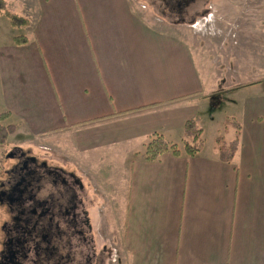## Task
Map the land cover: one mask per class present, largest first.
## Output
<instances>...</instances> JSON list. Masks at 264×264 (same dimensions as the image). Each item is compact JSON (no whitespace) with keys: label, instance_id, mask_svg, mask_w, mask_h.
I'll return each mask as SVG.
<instances>
[{"label":"crops","instance_id":"0c3cea01","mask_svg":"<svg viewBox=\"0 0 264 264\" xmlns=\"http://www.w3.org/2000/svg\"><path fill=\"white\" fill-rule=\"evenodd\" d=\"M4 2L27 20L13 27L3 15L13 34H0V112L16 125L7 142L33 143L82 181L95 248L119 264H264V91L253 82L264 78L229 95L238 108L245 92L230 162L219 146L232 126L192 156L146 161L150 135L181 144L185 123L211 111L201 71L203 53L227 51L213 47L217 31L171 18L159 0L149 11L133 0ZM2 158L0 148L3 181L14 162ZM6 220L0 205L1 240Z\"/></svg>","mask_w":264,"mask_h":264},{"label":"flooded vegetation","instance_id":"af4514ba","mask_svg":"<svg viewBox=\"0 0 264 264\" xmlns=\"http://www.w3.org/2000/svg\"><path fill=\"white\" fill-rule=\"evenodd\" d=\"M196 1L159 0L164 14L181 20ZM13 151L8 154L14 165L0 182V205L8 214L1 226L0 264H93L82 181Z\"/></svg>","mask_w":264,"mask_h":264},{"label":"rangeland","instance_id":"374dc122","mask_svg":"<svg viewBox=\"0 0 264 264\" xmlns=\"http://www.w3.org/2000/svg\"><path fill=\"white\" fill-rule=\"evenodd\" d=\"M133 1L140 8L146 9L145 11H149L152 6L157 5L153 0ZM157 10L159 11V8ZM8 11L19 15L20 7L16 2L10 1ZM185 16V20L191 23L190 25L195 26L196 30L207 25L208 30L201 31L203 35L207 32L214 35L217 31L216 35L218 36L215 39L219 41L213 45L215 49H222L224 42V46L227 48L226 52H218L219 55L217 56L215 55L217 54L216 51L215 54L203 53L205 67L201 74L204 76V89L208 95L205 102L211 111L207 112L204 118L201 117L203 121L199 117L198 123V128L203 134L200 138L201 142L209 143L213 134H217L221 139L226 140L231 128L227 120L239 121L238 114L245 92L234 97L235 100H239L238 108L228 103L229 95L236 88L247 85L252 80L264 78V0H197L191 4ZM5 18L3 15L0 17V34L9 40L13 31L8 24L9 21L7 22ZM176 19L181 20L180 18ZM17 35L22 34L17 32ZM253 82H259L257 87L264 91V81ZM214 108L217 109L212 114L215 117V121L212 122L208 120V116ZM15 146L17 143L10 141L2 147L3 162H14L13 158L8 157V153L14 152L15 148L13 147ZM33 146V143L21 144V151L24 154L37 157L38 160L44 161L48 166L50 161L44 156V151L34 154ZM73 172L77 174L75 170ZM1 181L2 175L0 174ZM93 247L94 250L88 248L90 253L92 251L96 257L93 264H119L112 255L106 254V250H97L95 244Z\"/></svg>","mask_w":264,"mask_h":264},{"label":"trees","instance_id":"16d2710c","mask_svg":"<svg viewBox=\"0 0 264 264\" xmlns=\"http://www.w3.org/2000/svg\"><path fill=\"white\" fill-rule=\"evenodd\" d=\"M5 15L9 18L13 27H22L27 24V20L23 17L9 14L6 10L4 0H0V16ZM16 39L23 42L24 38L19 36ZM230 126L235 129V138L227 147L219 146V158L224 162H230L233 153L238 146V134L240 124L237 121L227 120ZM198 118L188 120L183 127L181 144L167 141L161 134L153 133L147 139L143 146L141 156L146 161L157 160L162 154L168 152L173 155L184 153L192 156L200 151L202 143L201 129L198 128ZM16 125L9 121L8 112H0V148L7 145L8 138L15 133Z\"/></svg>","mask_w":264,"mask_h":264},{"label":"water","instance_id":"95a60500","mask_svg":"<svg viewBox=\"0 0 264 264\" xmlns=\"http://www.w3.org/2000/svg\"><path fill=\"white\" fill-rule=\"evenodd\" d=\"M11 156H12L11 154H8V157H9V158H11Z\"/></svg>","mask_w":264,"mask_h":264}]
</instances>
